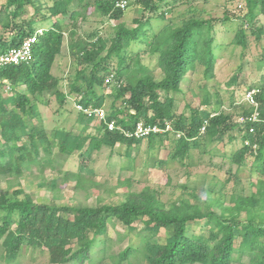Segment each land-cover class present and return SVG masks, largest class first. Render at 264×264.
<instances>
[{"label": "trees", "instance_id": "obj_1", "mask_svg": "<svg viewBox=\"0 0 264 264\" xmlns=\"http://www.w3.org/2000/svg\"><path fill=\"white\" fill-rule=\"evenodd\" d=\"M116 1L52 0L49 3L47 0H6V4L0 7V52L18 46L24 37L38 29L34 18L20 19L26 4L31 5L35 13L41 14L42 21H50L47 27H41L43 31L37 36L33 59L29 63L0 68V87L5 80L16 91L7 99H3L0 92V142L9 144L6 149L0 147L1 176L17 177L24 167L35 162L36 140L46 141L44 132L33 129L26 136L33 148L21 142L25 129L33 126L31 122L23 121L22 116L32 119L37 114L36 104L29 95L35 97L51 92L59 106L67 98L58 88V78L51 74V66L61 51L65 33L63 21L57 16H68L71 21L78 17L85 19L87 9L92 5L100 15L119 20L124 13L115 5ZM245 1L248 21L258 13L264 16V0ZM143 2L145 6L155 8L148 0ZM70 5L80 9L69 11ZM42 8H46V13L41 12ZM134 21L133 28L116 24L108 47L100 36L94 35V40H85L79 37L75 28L70 29L68 49L76 64L75 73L68 80L70 90L80 97L76 102L83 106L102 107L104 95L98 90L105 87L104 72L108 71L110 60L116 55L117 68L113 73L123 84L113 86L110 94L112 102L105 120H115L119 128L129 133L139 121L159 123L161 126L169 121L171 130L136 139L120 129L109 131L105 121H99L98 136H91L89 148L99 150L102 145L113 147L116 143L127 148L136 143L138 147L141 140L147 139L148 149H156L162 141L172 138L171 148L164 160L182 162L190 157L193 150L208 152L212 143L222 142L225 136L231 141L234 132H239L241 146L229 157L230 161L241 169L246 156H252L253 169L264 174V82L249 87L258 89L255 98L260 121L253 124L233 120L229 112L221 110L211 112L190 106L188 116L177 113L175 99L169 95L170 92L182 91V81L196 63L204 67L206 79L212 77L216 59L212 19L190 18L179 25L164 24L156 31L146 28L150 20L136 18ZM7 31L11 33L6 36ZM254 33L259 38L260 33ZM132 41L147 43L149 52L156 54L161 78L144 74L134 79L122 55ZM234 42L242 49L246 48L243 27L236 31ZM104 50L106 53L102 55ZM17 86H23L24 92H18ZM206 102L209 103L208 99ZM9 103L14 105L15 111L7 108ZM246 105L240 111L242 116L253 112V107ZM79 114L83 122H93L91 118ZM252 125L254 131L250 132ZM61 131L62 134H56L60 154L71 155L74 150L81 149L76 137L70 138L69 131ZM152 143L157 145L152 146ZM45 148L50 150L48 146ZM20 194V186L11 193L0 190V260L5 264L13 263L20 256L22 247L45 252L51 264H91L98 244L101 246L97 251L100 264H107V260L112 264H128L131 257L137 255L145 264H264V179L261 177L252 193L234 194L230 205H224L220 198L202 201L194 195L193 201L183 197L166 205L155 192L149 190L130 192L119 203L100 206H57L37 203L30 196L21 197ZM111 218L128 229H133V224L139 222L147 235H138L139 246L129 244L107 254ZM191 224H196V230H190ZM160 228L169 229L171 233L163 243L152 242L150 237ZM244 256H247L246 262L242 260Z\"/></svg>", "mask_w": 264, "mask_h": 264}, {"label": "rangeland", "instance_id": "obj_2", "mask_svg": "<svg viewBox=\"0 0 264 264\" xmlns=\"http://www.w3.org/2000/svg\"><path fill=\"white\" fill-rule=\"evenodd\" d=\"M148 1L150 6L155 5V8L145 6L143 0H127V6L123 9L124 14L119 20L100 15L92 5L87 9L85 19L78 17L71 21L68 16H57L63 21L65 33L61 51L51 66V74L58 78V88L67 95V98L59 106L56 96L51 92L35 97L29 95L36 104L37 114L32 119L22 116L23 121L31 122L33 126L25 129L21 142L33 148L30 140L26 138L33 129L41 130L47 138L45 142L36 140L35 162L24 167L17 177L8 178L0 175V190H8L11 193L20 186L21 197L28 195L34 202L57 206L116 204L124 200L130 192L141 190L155 192L158 199L166 205L183 197L193 201V195L200 197L202 201L208 200L207 198L210 201L220 198L224 205H230L234 194L248 195L257 188L258 179L260 177L264 179V174L261 175L259 171L253 169L254 157L246 156L241 169L229 159L241 146L239 132H234V139L231 141L225 136L222 142L212 143L208 152H203L202 149L193 150L190 157L182 162L164 160L171 148L172 138L162 141L160 145L152 143V146L157 145L156 149H148L147 139L141 140L138 147L136 143L130 148L116 143L113 147L102 145L99 150L89 148L91 136H98L99 122L93 121L89 124L83 122L75 108V103L80 97L70 90L68 82L76 68L68 49L71 28H75L79 37L85 40H94V35L100 36L108 47L110 39L114 36L116 24L121 23L127 28H133L136 18L150 20L146 28L151 27L154 31L164 24L179 25L190 18L212 19L216 58L212 77L206 79L203 75L204 67L196 63L186 73V78L181 84L182 91L169 93L175 99L176 112L185 113L187 116L191 106L211 112L219 110L229 112L233 120L238 121L242 116L240 111L247 106L243 99L245 90L264 82V16L258 13L253 20L248 21L245 0ZM5 4L6 0H0V7ZM78 8L80 9L70 5L69 11ZM46 11V8L41 9L42 13ZM32 18L37 21L36 28L47 27L50 22L42 21L41 14L35 13L34 8L26 4L20 19ZM241 27L244 28L247 39V46L244 49L234 42L236 31ZM254 32L260 33L259 38H256ZM9 33L11 32L7 31L6 36ZM105 53L104 50L102 55ZM122 55L129 64L135 80L144 74H151L156 79L161 78L162 72L157 66L156 54L149 52L147 43L132 41ZM117 61V56L113 55L108 71L104 72L105 75L116 72ZM113 86L115 85H105L98 90L104 95L102 108L106 112L112 102L110 94ZM16 90L24 92L23 86H17ZM0 92L2 98L7 99L16 91L8 81H4ZM163 96L161 93V97ZM7 108L15 111L14 105L10 103ZM61 130L69 131L70 138L76 137V143L81 145V149L74 150L71 155L60 154L56 134H62ZM1 132L0 122V137ZM7 146L9 144L0 142L1 148L6 149ZM44 146H48L50 150ZM133 225V229H128L118 220L111 218L108 226L110 235L106 245L107 254L115 253L129 244L139 246L138 235L143 236L147 233L142 230L141 223L136 222ZM189 228L191 231L196 230V224H191ZM170 233L169 229L160 228L150 240L163 243ZM72 245L75 246V243ZM100 247V244L96 245L95 258L91 264H100L97 261V251ZM242 260L246 262L247 256ZM0 264L5 263L0 260ZM11 264L51 263L45 252L22 247L20 256ZM107 264L112 263L107 260ZM128 264L145 262L137 255L131 257Z\"/></svg>", "mask_w": 264, "mask_h": 264}, {"label": "built area", "instance_id": "obj_3", "mask_svg": "<svg viewBox=\"0 0 264 264\" xmlns=\"http://www.w3.org/2000/svg\"><path fill=\"white\" fill-rule=\"evenodd\" d=\"M117 7L124 9L127 6V0H118L115 4ZM42 29L38 28L35 32L24 37L18 46L8 47L6 50L0 52V68L8 65H18L20 63H29L33 59L34 45L37 41V36L42 34ZM5 81V80H4ZM104 83L106 85L119 86L122 84L120 80L115 78L113 72H110L104 76ZM258 92L256 88H247L243 94V99L246 104L253 107V112L248 116H241L238 119L240 123H257L260 121L258 112V103L255 98V94ZM75 108L79 113L91 118L93 121H105L106 127L109 131L120 129L127 136H133L136 139L147 138L150 134L163 133L171 130V124L169 121L163 122V125L159 123L145 124L139 121L135 124L132 132L124 131L119 128L115 120L106 121V111L102 107L83 106L80 103H75ZM204 127H202V130ZM249 131H254L253 125L250 126ZM256 145H253L255 147Z\"/></svg>", "mask_w": 264, "mask_h": 264}]
</instances>
